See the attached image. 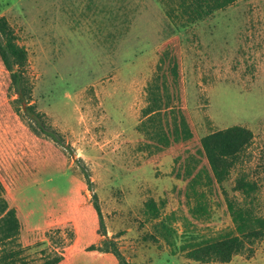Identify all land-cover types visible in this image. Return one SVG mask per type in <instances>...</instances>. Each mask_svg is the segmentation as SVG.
<instances>
[{
	"label": "rangeland",
	"instance_id": "rangeland-1",
	"mask_svg": "<svg viewBox=\"0 0 264 264\" xmlns=\"http://www.w3.org/2000/svg\"><path fill=\"white\" fill-rule=\"evenodd\" d=\"M162 0H0L29 59L35 111L31 118L0 62V176L19 234L8 249L31 264H119L101 251L113 239L135 264H222L190 260L157 231L167 218L183 243L188 208L173 190V157L154 159L138 130L162 45L179 36L185 105L200 138L232 126L254 140L219 197L205 237L233 227L226 195L239 172L259 185L264 216V0H240L180 33ZM241 169L243 171H241ZM90 181V182H89ZM93 190V191H92ZM105 219L102 232L93 195ZM153 200L160 218L151 220ZM194 229V228H193ZM226 264H264V240L252 257Z\"/></svg>",
	"mask_w": 264,
	"mask_h": 264
},
{
	"label": "trees",
	"instance_id": "trees-1",
	"mask_svg": "<svg viewBox=\"0 0 264 264\" xmlns=\"http://www.w3.org/2000/svg\"><path fill=\"white\" fill-rule=\"evenodd\" d=\"M166 2L167 18L175 26V33L212 17L240 0H162ZM0 62L8 74L11 90L22 106L30 111L31 118L49 136L44 121L33 105L32 84L29 76L28 53L18 42L17 35L5 17L0 18ZM138 130L143 134L142 149L156 160L172 156V176L185 183L176 187L174 196L182 207L188 208L186 231L181 235L182 245L175 238L177 231L169 226L168 219H161L159 234L174 248L185 252L190 260L201 263L226 264L239 255L248 258L264 240V216L260 213L259 185L242 169L234 181L233 197L226 195V212L233 227L216 234L201 237L195 227L203 220H211L213 197H219L235 169L243 165V157L254 140L253 133L242 126H232L206 137L198 136L189 110L185 105V86L181 39H168L161 47L158 64L146 88V102L141 111ZM90 182V181H89ZM93 191V190H92ZM100 228L104 235L105 219L97 195H93ZM146 214L151 220L160 218V209L153 200L146 203ZM20 224L16 212L3 198L0 176V264H31L20 259V253L8 249L19 234ZM194 228V229H193ZM101 251L112 253L119 264L130 262L113 239H106ZM63 257L47 258L37 264H60Z\"/></svg>",
	"mask_w": 264,
	"mask_h": 264
}]
</instances>
